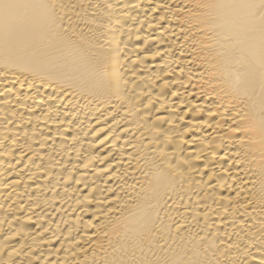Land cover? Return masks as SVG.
Here are the masks:
<instances>
[{
	"label": "bare ground",
	"instance_id": "bare-ground-1",
	"mask_svg": "<svg viewBox=\"0 0 264 264\" xmlns=\"http://www.w3.org/2000/svg\"><path fill=\"white\" fill-rule=\"evenodd\" d=\"M0 264H264V0H0Z\"/></svg>",
	"mask_w": 264,
	"mask_h": 264
}]
</instances>
